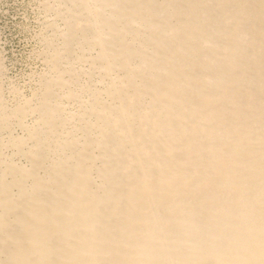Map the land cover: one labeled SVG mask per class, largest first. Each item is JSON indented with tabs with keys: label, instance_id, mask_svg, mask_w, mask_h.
I'll use <instances>...</instances> for the list:
<instances>
[{
	"label": "bare ground",
	"instance_id": "6f19581e",
	"mask_svg": "<svg viewBox=\"0 0 264 264\" xmlns=\"http://www.w3.org/2000/svg\"><path fill=\"white\" fill-rule=\"evenodd\" d=\"M85 2L38 9L22 87L0 71V200L53 259L258 264L264 0Z\"/></svg>",
	"mask_w": 264,
	"mask_h": 264
},
{
	"label": "clouds",
	"instance_id": "9594fccd",
	"mask_svg": "<svg viewBox=\"0 0 264 264\" xmlns=\"http://www.w3.org/2000/svg\"><path fill=\"white\" fill-rule=\"evenodd\" d=\"M15 5L16 16L13 18L21 20L22 31H26L25 25L29 24L31 19L39 21L38 9L47 6V0H15ZM83 6L100 7L92 0H86ZM22 43L24 48L21 50H17L14 45L9 48L8 53L0 49V71H24L29 66L28 60L32 54L26 51L27 43ZM21 140L22 137L18 135L12 123V117L6 112L0 114V148H9ZM21 211L20 206L10 207L7 200H0V236H3L0 239V264H188L186 261L159 259L144 251H138L132 256L124 254L125 258L120 259H53L51 241L37 242L30 236L24 235L27 220L20 215ZM208 264H237V262L216 258ZM258 264H264V253Z\"/></svg>",
	"mask_w": 264,
	"mask_h": 264
},
{
	"label": "rangeland",
	"instance_id": "374dc122",
	"mask_svg": "<svg viewBox=\"0 0 264 264\" xmlns=\"http://www.w3.org/2000/svg\"><path fill=\"white\" fill-rule=\"evenodd\" d=\"M0 15H1L0 16V49H3V51L5 53H8L9 48L14 45L17 50H21L22 48H24V44L22 42H26L28 44L26 47V51L28 53H32V55H33V56L31 55V58L28 60L29 66L24 71L5 72V74L9 76V77L7 76L9 79L11 78V80L14 81V83H16V84L18 83L17 85L22 87V84L24 83L23 81H26V77L28 76L30 71L33 69H37L40 66L37 59L34 58V54H33L34 50L36 49L34 47H37V45H36L37 42H35V45L32 44L36 40L34 37H35V32L38 30V26H39L37 24L38 21L31 19V22L27 26L25 25L27 30L22 31V28L20 25V24H22V21L19 20L18 18L17 19L13 18L14 16H16L15 0H0ZM37 15H38V12H37ZM35 24H37V25H35ZM36 27H37V29H36ZM27 32H28V34H27ZM26 38H27V40H26ZM32 40H34V41H32ZM31 48L34 50H31ZM34 60H35V62H34ZM19 79H21V80H19ZM19 82L20 83L22 82V83L20 84Z\"/></svg>",
	"mask_w": 264,
	"mask_h": 264
}]
</instances>
